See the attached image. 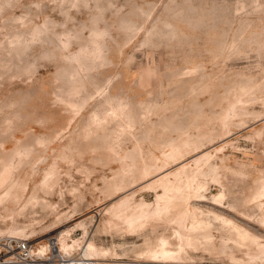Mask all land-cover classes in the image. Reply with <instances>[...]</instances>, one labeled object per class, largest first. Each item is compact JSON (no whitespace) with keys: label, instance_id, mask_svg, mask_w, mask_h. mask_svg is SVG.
<instances>
[{"label":"rangeland","instance_id":"374dc122","mask_svg":"<svg viewBox=\"0 0 264 264\" xmlns=\"http://www.w3.org/2000/svg\"><path fill=\"white\" fill-rule=\"evenodd\" d=\"M3 173L0 257L264 264V0H0Z\"/></svg>","mask_w":264,"mask_h":264},{"label":"bare ground","instance_id":"6f19581e","mask_svg":"<svg viewBox=\"0 0 264 264\" xmlns=\"http://www.w3.org/2000/svg\"><path fill=\"white\" fill-rule=\"evenodd\" d=\"M170 176V174H167L165 175L162 179H160L159 181L165 179V178H168ZM177 177V176H176ZM7 182V174L6 173H3L0 175V188H2ZM163 196L161 195H157L156 197V200L159 202L160 199L162 198ZM130 199H124L122 202H120L118 204V207L120 206V209L122 210V213L120 215L121 218H123L124 220H126L130 225H133L134 224V215L137 211V207L138 205L137 204H131L130 203ZM141 204H144V202H142ZM147 204V203H146ZM159 203H157V207H159ZM183 218H185V216H182ZM198 224H192L191 228L192 230H195L196 227H198V225H201L202 222H197ZM67 235H69L68 232H66ZM55 242V241H54ZM189 243V241H187ZM56 245H57V242H55ZM59 243H60V251L61 252H64L65 254H68L70 249L72 248L71 245H69V243L67 242V238L64 237V233L61 234V237L59 239ZM167 244L168 242L165 241V240H162V243H161V249L159 252H155L153 254V258H155V262H163L164 260L166 259H174L176 257L177 254H179V252H181L182 249H180L178 252L175 253V251H171L169 249H167ZM260 248H262V245H258ZM181 248V247H180ZM52 247L49 245L48 247V250H51ZM58 249V246L56 247V251ZM38 255L42 256V254H46L47 251V248L46 247H41L39 250L36 248V251H35ZM178 258V257H176ZM74 261V260H73ZM79 263H82V262H79ZM73 264V263H72Z\"/></svg>","mask_w":264,"mask_h":264},{"label":"built area","instance_id":"2783aa9c","mask_svg":"<svg viewBox=\"0 0 264 264\" xmlns=\"http://www.w3.org/2000/svg\"><path fill=\"white\" fill-rule=\"evenodd\" d=\"M48 242L52 249L42 256L35 252L36 246L29 240L11 242L4 249V257H0V264H57L59 260L56 256L54 238H49Z\"/></svg>","mask_w":264,"mask_h":264}]
</instances>
